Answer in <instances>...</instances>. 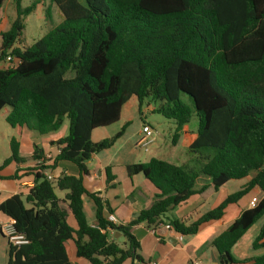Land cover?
Here are the masks:
<instances>
[{"label":"trees","instance_id":"16d2710c","mask_svg":"<svg viewBox=\"0 0 264 264\" xmlns=\"http://www.w3.org/2000/svg\"><path fill=\"white\" fill-rule=\"evenodd\" d=\"M21 1L15 0L9 29L0 32V63L7 57L16 61L15 67H0V111L9 107L5 122L19 132L24 128L47 136L65 119L68 131L50 142L57 151L52 162L17 169L10 178L31 177L33 186L26 196L0 203V213L26 241L7 244L6 264H71L65 250L69 241L75 258L88 264L142 262L134 226L145 224L155 231L166 225L182 237L193 236L257 188L262 196L255 207L243 211L211 243L219 264H234L233 246L264 217V0H48L62 22L25 48L19 47L24 17L36 2L23 9ZM132 96L140 108L148 101L153 112L175 122L173 144L196 116L197 135L188 150L198 167L156 158L128 165V177L142 175L158 193L138 217L122 225L108 221L112 210L83 182L89 175L87 162L112 148L128 123L98 142H92V132L118 122ZM19 147L11 138L10 155L0 170L11 162L24 163ZM43 157V149L34 146L31 160ZM61 162L73 164L77 176L48 180L45 172ZM199 176L209 182L195 191ZM247 178L244 188L194 221H164L168 211L192 196L207 200L224 184ZM114 179L106 168V187ZM55 189L66 192L63 202L75 228L68 225ZM84 196L93 202L96 226L86 220ZM109 232H118L125 242L110 238ZM263 239L264 225L252 248H264ZM247 263L264 264V254Z\"/></svg>","mask_w":264,"mask_h":264},{"label":"crops","instance_id":"0c3cea01","mask_svg":"<svg viewBox=\"0 0 264 264\" xmlns=\"http://www.w3.org/2000/svg\"><path fill=\"white\" fill-rule=\"evenodd\" d=\"M0 67L5 68L3 65H0ZM146 110L153 112V107L147 105ZM135 112L139 114L141 108L138 105L136 97L132 96L123 105L119 120L126 119V121L131 122ZM8 113L3 117L4 122ZM63 123L62 126H64ZM143 124L147 125V123ZM62 126L58 130V136L51 133L47 136L40 137L24 128L19 132L16 128L10 127L5 122L2 141L8 142L9 146V141L11 138H14L13 134L16 132L18 135L17 141L20 146L19 157L23 159L24 163L18 165L11 162L0 170V203L14 195L21 194L22 196H26L27 191L33 186L31 177L22 178L19 181L11 180L10 178L15 174L17 169L31 168L36 164L37 161L34 162L30 158L34 146L43 149L44 157H51L46 165L52 162L57 151L53 145H50V142L56 141L67 135L68 126H64L61 132L60 130ZM186 133L187 127L185 126L180 135ZM180 135L177 142L180 140ZM139 137H142L141 133L138 134V138ZM98 141H100V139L95 140L94 142ZM117 144L119 143L116 142L112 148L108 149L109 153H103V151L91 157L87 162L89 175L86 180H84L83 184L88 193L98 192L97 196L112 210L110 216L116 224L125 225L132 219L138 217L139 213L151 204L154 196L158 193V191L146 179H144L142 175L128 177L126 167L132 164L146 163L151 158H155L156 153L150 151V155L146 159H143V157L140 158L141 155L136 151L131 150L129 152L127 143H122L121 145ZM115 146H118L117 149L112 151ZM2 149L3 151L0 154V166L10 155L9 149L5 150V147L3 146ZM144 152H148V150ZM156 159L165 160L162 158ZM106 168H109L111 174L115 177L114 181H112L107 187L105 185ZM20 174L21 172H19V175ZM62 174L77 176V169L71 163L61 162L58 163L54 169L45 172V175L47 177L50 176L53 181ZM208 182V179L199 176L195 182L194 190L198 191ZM247 182L248 178L238 181H230L220 187V189L207 200H202L198 195H194L186 202L168 211L164 216V221L179 220L192 222L204 213L217 207L228 195L240 191L246 186ZM135 190L139 191V194L134 193ZM56 191L59 194H56ZM54 193L61 201L60 206L67 213L68 225L75 228V221L67 208V204L63 202L66 192L55 189ZM261 196V192L257 188L252 189L236 204L229 205L221 220L202 226L193 236L182 237L175 234L166 225L160 226L155 231L146 228L145 224L134 226L132 228V235L139 243L138 255L142 259V262H136L134 264H143L146 262L156 264H219L218 254L211 246L212 241L227 229L243 211L250 209L249 202L252 198L259 200ZM83 209L88 224L90 226H96L94 216L95 208L92 200L87 196L83 197ZM0 222H9V219L0 213ZM263 225L264 217L258 220L233 246L231 252L235 260L234 264H248L247 261L264 254V248L258 250L252 248V243L256 239ZM160 229H165L162 230V235L157 234V231ZM109 237L114 238L113 232H109ZM2 240H5L6 246L8 244L7 240L0 235V248L3 247ZM65 250L71 264H88L85 260L75 258V249L71 241L65 244ZM6 256L7 254L5 252V259H3L2 263L0 259V264H6Z\"/></svg>","mask_w":264,"mask_h":264},{"label":"rangeland","instance_id":"374dc122","mask_svg":"<svg viewBox=\"0 0 264 264\" xmlns=\"http://www.w3.org/2000/svg\"><path fill=\"white\" fill-rule=\"evenodd\" d=\"M78 1L83 3V0ZM33 2H36L35 8L32 9V12L29 15L24 17V30L20 39V48L30 47L48 31L60 24L63 19L58 8L48 0H22L20 2L21 8L24 9L30 7ZM14 18L15 0H4L0 9V32L7 31ZM0 65L4 66L3 63H0ZM182 99L187 101V97L185 96H183ZM147 105L151 104H149L148 101H145L141 106V112L139 114L135 112L131 122L122 119L113 125L95 130L92 134V142L114 136L122 129L125 123H128L124 128L123 136L117 141V143H119L117 145L127 143L129 152L134 150L139 153L141 155L140 158L143 157V159H146L150 155L149 152L152 151L156 153L155 158H162L178 166H187L188 168L196 169L198 167L197 162L195 161L196 156L190 154L188 150L191 142L197 135L198 121L196 116L193 115L190 122L186 125L187 133L180 135V140L176 144H173L172 138L176 128L175 122L163 118L156 112L147 111ZM151 106L153 107V105ZM9 110V107H4L0 111V154L3 151L2 146L5 147V150L9 149L8 142L2 141L5 127L3 117L9 112ZM143 123H147V126L153 131V141L147 147L148 152H144L143 148H136L135 146V143H137L140 138H138V134L141 133L142 126L145 125ZM63 124L66 127L68 126L67 119L64 120ZM64 126L61 128V132ZM54 134L55 136H58V131ZM13 136L18 140L16 132ZM117 147L118 146H115L112 151L116 150ZM103 153L109 152L106 150ZM56 194L59 193L56 191ZM2 243L3 247L0 248L1 263L3 259H5V252L7 249L5 240H2Z\"/></svg>","mask_w":264,"mask_h":264},{"label":"built area","instance_id":"2783aa9c","mask_svg":"<svg viewBox=\"0 0 264 264\" xmlns=\"http://www.w3.org/2000/svg\"><path fill=\"white\" fill-rule=\"evenodd\" d=\"M15 66H16L15 60L11 59L10 57H7L5 59V62H4L5 68H12ZM141 134H142V137L137 142L136 147L143 148L144 151H147L148 145L153 140V131L149 126L143 125L142 130H141ZM50 159H51L50 156H45L44 158H42V160L37 161L36 163L37 164H40V163L46 164L47 161H49ZM47 178H48V180L53 181V179L50 176H48ZM257 202H258V200L256 198H252L249 202L250 208L255 207ZM108 221L116 224L111 216L108 217ZM0 234L3 235V237L7 240L8 243H10L11 245H14V246H18V245L24 244L26 242L22 235L15 233L12 225L10 224V220H9V222H4V223L0 222ZM143 264H156V263L146 262Z\"/></svg>","mask_w":264,"mask_h":264},{"label":"water","instance_id":"95a60500","mask_svg":"<svg viewBox=\"0 0 264 264\" xmlns=\"http://www.w3.org/2000/svg\"><path fill=\"white\" fill-rule=\"evenodd\" d=\"M162 230H165V229H160V230H158V231H157V234H158V235H162ZM113 237H114L115 239H117V241H118L119 243H123V242H125V238L122 237V236H120V234H119L118 232L113 233Z\"/></svg>","mask_w":264,"mask_h":264}]
</instances>
